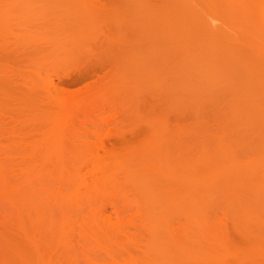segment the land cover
I'll list each match as a JSON object with an SVG mask.
<instances>
[{
    "label": "rangeland",
    "instance_id": "rangeland-1",
    "mask_svg": "<svg viewBox=\"0 0 264 264\" xmlns=\"http://www.w3.org/2000/svg\"><path fill=\"white\" fill-rule=\"evenodd\" d=\"M1 1L3 2H0L2 3L0 7L2 5L3 7L0 9L2 10L0 11V32L3 31V34L0 33V46H2L0 47V111L3 107L4 110L1 112L4 114L3 117L0 116V119L10 127L5 125L7 129L0 132V264H55L56 259L49 254V247L41 241L36 243L31 238L32 230L29 224L24 225L22 221L27 215L36 213L33 206L42 207L50 202L51 197L46 188L50 184L46 179L50 178L47 173L57 166L55 155L59 156L58 161L64 179L70 175L69 172L79 169L85 183L81 186L72 185L80 190L78 196L82 195L79 197L81 206L70 208L62 203L61 209L64 207L62 210L64 214L69 215V212L73 214L74 210L72 212L71 209H80L76 212L84 218L87 213L99 212L100 209L106 208L105 215L113 216L110 203L116 201L123 210L122 217L126 221L137 215L145 218L164 216L163 218L178 220L187 215L188 209L194 212L206 208L203 210L207 212V208L209 210L211 207V213L209 211L206 215L211 217V220L209 217L207 220L209 219L210 227L212 224V227L216 228L213 227V230H217L221 216L227 215L225 218L229 217L234 223L236 220L239 221L240 216L238 218V215H235L231 205L233 194H230L231 197L227 194L230 190L232 191L230 188H234L238 183L240 185L243 182L246 187V179L250 184L248 177L245 179L242 177V179L233 174L236 179L234 181L236 183H233V176L230 178V175L226 177L219 175L218 180L214 181L216 183L210 182L211 189L204 193L208 194L207 196L196 191V188L200 190L202 184L204 187L209 186L202 180L205 175L202 177L203 172L207 174L210 171L207 168L217 167L222 157H227L225 155H228V158L221 163L232 162L237 166H246L254 160L257 161L259 153L264 155V143L259 141L261 137L258 136L259 132L258 134L256 132V129L260 128L259 125L264 126V96L260 95L264 91V0H105L108 5L104 0ZM5 2L11 5L8 6ZM97 2L99 5L95 8ZM103 3L105 5H102ZM110 4L113 6L110 10H115L117 16L108 10ZM106 5L107 7H104ZM39 6H42L44 11ZM53 7L56 8L54 12L51 10ZM12 8L15 9L12 11L10 10ZM123 8L124 11H122ZM127 8L130 9L129 12L125 11ZM49 12L57 14L59 17L56 15L55 17L59 21L54 16L49 18ZM100 13L104 15L103 18ZM5 14L9 15L8 19ZM44 14L49 19V23L46 17L43 18ZM114 16L119 17L121 22ZM78 17L81 20L78 21ZM52 18L55 19L52 22L55 21L54 23L58 24L54 28ZM113 19L119 23H113ZM72 22L75 27L77 26L76 28L71 24ZM80 24L81 26H78ZM97 24L117 29L118 31L114 32V30L115 34L112 35V38L117 41L112 42L114 44L99 43L101 45L88 41V44H84L88 46H84V39L92 37L90 32L87 33L86 28L92 29ZM8 25L12 33L7 29ZM43 27L47 31L44 29L45 32H42ZM15 30H19L17 32L20 34L18 35ZM78 31L83 35L86 33L87 38ZM13 32L16 34L14 36L17 37V41L14 39ZM26 33L30 34V37ZM75 33L78 34L77 37ZM80 37L84 38L82 42L80 40L83 46L77 43ZM37 38L42 40L39 42ZM68 39L69 42L78 40L76 43H70L72 47L77 48H75L76 51L73 48L75 52L72 53L71 46H69L71 48L67 47L71 49V52L69 51V54L72 53L69 55L71 58L67 56L68 49L64 47L68 46L69 42H66ZM52 42H58L57 47L62 43L65 48V57L64 48L60 46L62 50L55 52L60 50V47L56 48L54 46L56 43L52 44ZM44 43L51 45L48 47ZM19 46L21 48H18ZM79 46L87 50L91 48L89 49L91 55L88 54L89 50L87 53L85 48L83 50ZM92 51L96 54L92 55ZM79 53L82 55L80 56ZM76 54L77 58H75ZM92 56L95 58H90ZM59 59L63 60L59 61ZM76 60L80 64H77ZM92 63L94 64L91 65ZM238 65L243 69H251V71L247 70V73L241 70L245 72V76L247 74V79L243 77L244 75H240ZM73 66L75 69L70 68ZM76 67L79 69V74L85 75L84 78L87 79L80 80L78 83L69 82L70 85L67 84L69 80L67 79L66 82L64 79V85L58 84L57 75H66V72H70L69 68L76 71V74L72 72L73 70L70 73L77 79ZM226 72L231 76L224 78L223 74ZM93 82L95 84L98 82L102 87ZM93 85L99 87L94 88ZM101 91H104L105 98L109 95V101L112 100L110 102L116 98L112 109L104 104L100 107V104L96 102L95 95L102 93ZM254 91L257 96L252 95ZM78 96L82 97V103L79 102L81 108L72 106L75 103L68 102L72 98L75 100V97L78 98L76 101H80ZM85 102H89V105ZM115 102L116 105H114ZM100 109L105 112L100 111V113ZM93 111L98 113H95V117L91 114L94 120L89 116ZM70 113L75 120L70 121ZM73 113L78 119L79 117L81 120L87 117L89 119L77 122ZM81 113L84 114L81 115ZM242 115H245V118ZM95 119L98 123H94ZM104 119L107 122H104ZM79 122L84 123L81 125ZM91 122L94 124L91 125ZM205 154L207 159L204 157ZM231 155L235 157L234 162ZM105 164L106 169L109 171L116 169L114 170L116 172L112 171V174L108 171L110 175L107 174V179H103L100 174L96 176L90 174L95 169L94 166L105 168ZM24 169L29 171L26 176ZM185 171L188 173L191 171L190 175L186 176ZM223 171L219 170L218 174L220 172L223 174ZM237 178L241 179L240 182ZM82 182L80 180V183ZM226 184L230 186L228 191ZM243 185L241 188L245 189ZM184 188L193 189V194L182 195V193L185 194ZM220 191L223 194L228 192L226 200L224 199L226 196ZM231 191L230 193L233 192ZM194 194L196 195L193 196ZM197 196H200L205 203L201 201L202 204H200L198 198L197 204L189 206L188 202L192 203L193 198ZM239 196L242 199L246 198V194H239ZM88 197L90 201L87 200ZM217 197L218 199L214 200ZM225 201L231 202V206ZM209 202L213 206L211 203L208 205ZM193 203H196V200ZM199 204L204 207H199ZM198 207L200 210H197ZM203 210L202 212L205 213ZM234 223L231 221L227 224L225 249L220 245L225 255L228 253L227 249L241 248L248 254L256 249H264V227L255 224L248 226L243 222L237 227ZM101 226H103L102 223ZM244 226L247 228L244 229ZM71 232V238L76 239H68L67 248L79 249L81 245L77 243L78 230L74 228ZM210 254L205 257H208L207 261L211 262L212 254L211 257ZM224 254L222 256H225ZM239 256L228 255L223 258L220 256L221 264H239ZM171 257L177 261L179 258L181 262L178 261V264L182 261V264L188 262L199 264L203 261L200 258L201 261H197L198 257H195V260L194 256L184 257L187 260L177 254ZM103 261V256L91 260L78 255H69L63 256L58 264H102ZM219 261L214 259L215 263L219 264ZM252 261H256L255 264L257 261L258 264H261L259 262L264 264V253H258ZM210 262L205 260L204 263Z\"/></svg>",
    "mask_w": 264,
    "mask_h": 264
},
{
    "label": "bare ground",
    "instance_id": "bare-ground-1",
    "mask_svg": "<svg viewBox=\"0 0 264 264\" xmlns=\"http://www.w3.org/2000/svg\"><path fill=\"white\" fill-rule=\"evenodd\" d=\"M11 1V0H10ZM39 1V0H38ZM42 1V0H41ZM40 1V2H41ZM93 1V0H92ZM91 1V2H92ZM105 1V0H104ZM109 1V0H108ZM114 1V0H113ZM118 1H120V0H118ZM128 1V0H127ZM0 2H3V1H1L0 0ZM27 2V1H26ZM37 2V1H36ZM86 2V1H85ZM90 2V3H91ZM106 2V1H105ZM122 2H124V1H122ZM126 2V1H125ZM6 3V2H5ZM14 3V2H13ZM35 3V2H34ZM39 3V2H38ZM47 3H48V1H47ZM55 3V2H54ZM87 3H88V1H87ZM86 3V4H87ZM2 3H0V5H1ZM31 4H32V2H31ZM43 4V3H42ZM53 4V3H52ZM106 4H107V2H106ZM6 5H8V3H6ZM11 5V4H10ZM10 5H8V6H10ZM13 5H15V4H13ZM12 5V6H13ZM49 5V4H48ZM56 4H54V6H55ZM93 5V4H92ZM99 5V3L97 2L96 4H95V8H96V6H98ZM102 5H105V3H103ZM108 5V4H107ZM107 5L106 6H104V7H107ZM120 5V4H119ZM122 5H123V3H122ZM4 6H5V4H4ZM8 6H6V7H8ZM37 6V5H36ZM53 6V5H52ZM51 6V7H52ZM83 6V5H82ZM87 6H88V4H87ZM90 7H91V5H89ZM121 6V5H120ZM1 7H3V5L1 6ZM0 7V9H2ZM15 8H16V5L14 6ZM18 7H21L20 5H18ZM33 7V6H32ZM35 7V6H34ZM40 8L42 7V6H39ZM80 7V6H79ZM103 7V8H104ZM113 8V6H111V4H110V6H108V10H110V8ZM117 7V6H116ZM123 7H125L126 8V6H125V4L123 5ZM15 8H12V9H10V10H14ZM39 8V9H40ZM80 8H82V7H80ZM118 8V7H117ZM5 10H6V8H4ZM94 9V8H93ZM119 9V8H118ZM25 10V9H24ZM41 10H43L44 11V9L43 8H41ZM52 10V12H54V10H56V8L55 7H53V9H51ZM73 10V9H72ZM97 10V9H96ZM122 10V9H121ZM128 10H130V9H128L127 8V10H125V11H127V12H129ZM1 12H2V10H0ZM12 11H9V12H11L12 13ZM45 11H47V9H45ZM84 11V10H83ZM87 11H88V9H87ZM95 11V10H94ZM98 11V10H97ZM107 11V10H106ZM110 11H112V10H110ZM122 11H124V8H123V10ZM23 12V11H22ZM42 12V11H41ZM52 12H49V14H48V17L49 16H54L55 17V15L57 16V14H53ZM113 12V14H115L116 16H117V14L115 13V10L114 11H112ZM126 12V13H127ZM133 12V11H132ZM30 13V12H29ZM38 13H39V11H38ZM45 13V12H44ZM50 13H52V15H50ZM57 13V12H56ZM79 13V12H78ZM90 13H91V11H90ZM94 13H97V12H94ZM123 13H125V12H123ZM9 14V13H8ZM31 14V13H30ZM29 14V15H30ZM42 14H43V12H42ZM41 14V16H43ZM101 14V13H100ZM3 15V14H2ZM38 15H40V14H38ZM92 15V14H91ZM118 15H120V14H118ZM122 15V14H121ZM128 15V14H127ZM5 16H6V18L8 17L9 18V15H6L5 14ZM32 16H34V15H32ZM65 16V15H64ZM83 16H84V14H83ZM82 16V17H83ZM87 16V15H86ZM90 15L88 14V17H89ZM102 16H104V15H102L101 14V17ZM116 16H114V17H116ZM126 16V15H125ZM45 14H44V19H45ZM57 17H59V16H57ZM72 17V16H71ZM79 17H81V16H79ZM78 17V18H79ZM97 17V16H96ZM130 17V16H129ZM1 18H3V17H1ZM7 18V19H8ZM43 18H42V22H43ZM50 18V17H49ZM68 18V17H67ZM103 18V17H102ZM116 18H119V17H116ZM32 19V18H31ZM46 19H47V17H46ZM55 19H56V17H55ZM55 19H51V22H52V20H55ZM59 19V18H58ZM74 19V21H76L75 20V18H73ZM86 19V18H85ZM107 19V18H106ZM105 19V20H106ZM120 19V18H119ZM118 19V20H119ZM57 20V19H56ZM62 20H63V18H62ZM61 20V21H62ZM69 20V19H68ZM72 20V19H71ZM79 20H81L80 18L78 19V21ZM83 20H84V18H83ZM92 20V19H91ZM101 20V19H100ZM109 20V19H108ZM34 21V20H33ZM57 21H59V20H57ZM94 21H96V20H94ZM110 21L112 22V20L110 19ZM37 22V21H36ZM41 22V23H42ZM55 21H53L52 23H54ZM81 22V21H80ZM79 22V23H80ZM98 22V21H97ZM96 22V23H97ZM114 22H117V20H115V19H113V23ZM119 22H121V19L119 20ZM119 22H117V23H119ZM11 23H12V21H11ZM14 23H16V22H14ZM40 23V22H39ZM45 23V22H44ZM47 23H49V19H47ZM47 23H46V25H47ZM57 23V22H56ZM66 23V22H65ZM68 23H69V21H68ZM76 23L78 24V22L76 21ZM2 24V23H1ZM8 24H10V22H8ZM17 24V23H16ZM15 24V25H16ZM21 24V23H20ZM24 24V23H23ZM71 24H73V22L71 23ZM76 24V25H77ZM109 24V23H108ZM11 25V24H10ZM39 25V24H38ZM55 25H58V24H53V26L52 25H49V26H52L53 28L55 27ZM70 25V24H69ZM74 25V24H73ZM83 25V24H82ZM84 25H86V26H88L87 24H84ZM104 25H106V24H104ZM117 25V24H116ZM121 25V24H120ZM123 25V24H122ZM1 26V25H0ZM17 26V25H16ZM19 26V25H18ZM22 27H23V25H21ZM20 26V27H21ZM25 26V25H24ZM39 26H41V25H39ZM78 26H81V24L80 25H78ZM107 26V25H106ZM115 26V25H114ZM21 27V28H22ZM36 27H37V25H36ZM74 27H75V25H74ZM77 27V26H76ZM75 27V28H76ZM85 27V26H84ZM110 27V28H109ZM7 28V27H6ZM14 28V27H13ZM24 28H26V26L24 27ZM47 28V27H46ZM60 28V27H59ZM69 28V27H68ZM72 28V27H71ZM4 29V28H3ZM7 29H9V25H8V28ZM14 29H16V27L14 28ZM32 29V28H31ZM38 29V28H37ZM41 29V28H40ZM43 29V31L42 32H45L44 31V29H45V27H43L42 28ZM41 29V30H42ZM50 29H52V28H50ZM58 29V28H57ZM81 29V28H80ZM86 29H88V30H86V31H88L87 33H89L90 32V36H92V37H89V39L91 38V40H89V39H84V38H82V37H80V39H78L79 40V42H80V40H81V42L83 41V39H84V41H83V45L84 44H86L88 41L90 42V41H92V43H94V44H98V45H101V44H103L104 42H114V41H117V40H114L113 38H112V35L113 34H115L114 32H117L118 30L117 29H113V28H111V26H107V27H104V26H101V25H99V24H97L96 26H94L92 29H89L88 27L86 28ZM1 30H2V27H1ZM9 30H11V33H12V29H9ZM22 30V29H21ZM41 30H40V32H41ZM46 30V29H45ZM73 30H75V29H73ZM115 30V31H114ZM6 31V30H5ZM17 31H19V30H17ZM16 30H15V32H17ZM29 31V30H28ZM27 31V32H28ZM47 31V30H46ZM52 31V30H51ZM81 31V30H80ZM114 31V32H113ZM15 32H13V36L14 35H16V34H14ZM26 32V31H25ZM39 31H38V33H40ZM48 32H49V30H48ZM55 32V31H54ZM54 32H52V33H54ZM57 32H59V31H57ZM79 32V31H78ZM82 32V31H81ZM81 32H79V33H81ZM83 32H85V30L83 31ZM0 33H2L3 34V31L2 32H0ZM6 33V32H5ZM1 34V35H2ZM17 34H18V32H17ZM20 34V33H19ZM18 34V35H19ZM22 34H25V33H23L22 32ZM21 34V35H22ZM26 34H28V33H26ZM44 34V33H43ZM47 33H45V35H46ZM49 34V33H48ZM65 34V33H64ZM68 34V33H67ZM66 34V35H67ZM72 34H73V32H72ZM72 34H71V36H72ZM86 33H84V35H83V33H81V35H83V36H85V38H87V36L85 35ZM17 35V36H18ZM29 35V37H30V34H28ZM76 35H78V34H76L75 33V36ZM81 35H79V36H81ZM89 35V34H88ZM117 35V34H116ZM118 35H119V33H118ZM24 36V35H23ZM27 36V35H26ZM55 36H57L56 34H55ZM15 37V36H14ZM13 37V38H14ZM41 37V36H40ZM73 37V36H72ZM77 37V36H76ZM117 37V36H116ZM1 38V37H0ZM12 38V39H13ZM16 38L17 37H15L14 39L16 40ZM43 38V37H42ZM46 38V37H45ZM54 38V37H53ZM67 38V37H66ZM127 38V37H126ZM19 39V38H18ZM48 40H49V38H47ZM46 39V40H47ZM59 39V38H58ZM71 39H73V38H71ZM77 39V38H76ZM27 40V39H26ZM33 40V39H32ZM37 40H39V42H40V40H42V39H38L37 38ZM75 40V39H74ZM74 40H72L71 42L72 43H74L75 41ZM77 40V41H78ZM85 40H87L86 42H85ZM113 40V41H112ZM1 41V40H0ZM17 41V40H16ZM55 41V40H54ZM59 41V40H58ZM70 40L68 39L66 42L68 43ZM76 41V42H77ZM18 42H19V40H18ZM35 42V41H34ZM43 42V41H42ZM46 42V41H45ZM62 42V41H61ZM65 42V41H64ZM71 42H69V44H68V46H64V47H66V49H68V50H66V53H67V51H68V54H67V56H69V55H72V53L73 52H75L76 50H75V48L74 47H72L73 45H70V43ZM75 42V43H76ZM77 42L80 46L82 45V43L80 42ZM88 42V43H89ZM4 43H6V42H4ZM50 43H51V40H50ZM49 43V46L51 45ZM56 42H52V44H55ZM58 43V42H57ZM57 43H56V45H54L56 48H58L59 49V47L61 46L62 48H64L63 47V45H62V43H61V45L59 46V44H58V46L59 47H57ZM87 43V44H88ZM92 43H90V44H92ZM99 43H101V44H99ZM119 43V42H118ZM17 44H19V43H17ZM24 44V43H23ZM26 44H27V42H26ZM25 44V45H26ZM30 44V43H29ZM41 44H43V43H41ZM44 44H46V43H44ZM105 44V43H104ZM107 44V43H106ZM112 44H114V43H112ZM33 45V44H32ZM47 45V44H46ZM64 45H65V43H64ZM67 45V44H66ZM82 45V46H83ZM118 45V44H117ZM27 46H28V44H27ZM48 46V45H47ZM48 46V47H49ZM53 46V48L55 49V47ZM69 46H71V47H69ZM75 46V45H74ZM76 46H77V44H76ZM79 46V47H80ZM84 46H88V45H84ZM93 46V45H92ZM95 46V45H94ZM119 46V45H118ZM0 47H2V46H0ZM25 47V46H24ZM35 47V46H34ZM38 47V46H37ZM43 47V46H42ZM52 47V46H51ZM61 47H60V50H56L55 52H60L62 49H61ZM67 47H69V48H71L72 49V53H70L69 54V51L71 50V49H69V48H67ZM89 47H91V46H89ZM95 47H97V46H95ZM18 48H21L20 46L18 47ZM44 48V47H43ZM73 48H74V50L75 51H73ZM81 48V47H80ZM83 48V47H82ZM81 48V49H82ZM85 48V47H84ZM84 48H83V50H84ZM5 49H6V47H5ZM24 49V48H23ZM77 49V48H76ZM86 50H87V48H85ZM89 49H91V48H88V50ZM2 50V49H1ZM34 50H35V48H34ZM38 50H40V49H38ZM37 50V51H38ZM50 50H52L51 48H50ZM86 50H85V52H86ZM88 50H87V53H88ZM93 50V49H92ZM6 51V50H5ZM24 51V50H23ZM43 51V50H42ZM79 51V50H78ZM81 51V50H80ZM20 52H21V50H20ZM19 52V53H20ZM46 51H44V53H45ZM48 52V51H47ZM71 52V51H70ZM85 52H82V53H85ZM3 53V52H2ZM50 53V52H49ZM54 53V52H53ZM66 53H65V48H64V54L61 52V54H62V56L64 55V57L66 56ZM78 53V52H77ZM82 53H79L80 54V56L82 55ZM102 53V52H101ZM8 54V53H7ZM17 54V53H16ZM24 54H26V52L24 53ZM23 54V55H24ZM56 54V53H55ZM55 54H53L54 56H55ZM58 54V53H57ZM89 55H91V50H89V53H88ZM94 54H96L95 53V51H92V55H94ZM3 55H5V56H7L5 53H3ZM9 55V54H8ZM18 55V54H17ZM40 55V54H39ZM43 55V54H42ZM42 55H40V56H42ZM49 55V54H48ZM47 55V56H48ZM73 55H75V54H73ZM84 55V54H83ZM99 55H100V53H99ZM103 55V54H102ZM45 56V55H44ZM61 56V57H62ZM87 56V55H86ZM104 56H105V54H104ZM52 57V56H51ZM56 57H57V55H56ZM64 57H62V58H64ZM70 57V56H69ZM73 57V56H72ZM83 57V56H82ZM88 57V56H87ZM93 57L94 56H92V57H90V58H92L93 59ZM97 57V56H96ZM101 57V56H100ZM9 58V57H8ZM7 58V59H8ZM20 58V57H19ZM43 58V57H42ZM60 58V57H59ZM68 58V57H67ZM71 58V57H70ZM74 58V57H73ZM75 58H77V54H76V57ZM95 58V57H94ZM21 59V58H20ZM23 59V58H22ZM47 59V58H46ZM49 59V58H48ZM53 59H55V58H53ZM85 59V58H84ZM87 59H89V57L87 58ZM101 59V58H100ZM104 59V58H103ZM52 60V59H51ZM61 60H63V59H61ZM60 59H59V61H61ZM106 60V59H105ZM58 61V60H57ZM58 61V62H59ZM65 61V60H64ZM71 61H73V60H71ZM80 61V60H79ZM83 62H84V60H82ZM95 61V60H94ZM97 61V60H96ZM81 62V61H80ZM90 62H92V61H90ZM98 62V61H97ZM102 62V61H101ZM105 62H107V61H105ZM105 62H104V64H105ZM65 63H66V61H65ZM75 63V62H74ZM76 63H77V60H76ZM82 63V62H81ZM89 63V62H88ZM95 63V62H94ZM94 63H92L91 65H93ZM68 64H69V62H68ZM77 64H80V63H77ZM87 64V63H86ZM85 64V65H86ZM101 64V63H100ZM7 65V64H6ZM96 65H97V63H96ZM102 66H103V64H101ZM100 65V66H101ZM107 65V64H106ZM9 66V65H8ZM72 66V65H71ZM77 66V65H76ZM84 66V65H83ZM90 66V65H89ZM95 66V65H94ZM11 67V66H10ZM67 67H69L68 65H67ZM78 67V66H77ZM76 67V68H77ZM238 67H239V72L241 73L240 75H244L243 77H245L246 78V76H247V74H246V76H245V72L243 73L241 70L243 69L242 68V66H240V65H238ZM70 68H74V66L73 67H70ZM69 68V70H70V72L72 71V72H75V74H76V71H74V69H70ZM89 68V67H88ZM87 69V68H86ZM90 69V68H89ZM101 69H103V67L101 68ZM5 70V69H4ZM69 70H67V71H69ZM77 71L79 70L78 68L76 69ZM83 70V69H82ZM244 71H246V73H247V70L249 71H251V69H247V68H245V69H243ZM88 71V70H87ZM6 72V71H5ZM66 72V71H65ZM67 73L66 72V75H57V78H58V80L57 81H59L58 82V84L60 83L61 85L63 84V82H65V80L64 79H66V82H67V79L69 80L68 82H67V84L69 83V82H71L72 83V81H74V82H77L78 83V81H80V80H84V79H87V78H84L85 77V75H81V74H79V71L77 72V79H75V78H73L75 75L74 74H71V73ZM80 72H81V70H80ZM100 72V71H99ZM84 72L82 71V74H83ZM89 73V72H88ZM93 73V72H92ZM101 73H102V71H101ZM106 73V72H105ZM243 73V74H242ZM64 74V73H63ZM79 74V75H78ZM116 74V73H115ZM90 75V74H89ZM224 75V78H226V77H229V76H231V75H229V73H227L226 72V74L224 73L223 74ZM228 75V76H227ZM93 76H94V74H93ZM106 76V75H105ZM101 77L103 78V76L101 75ZM107 77V76H106ZM94 79V78H93ZM97 79H99L98 78V76H97ZM247 79V78H246ZM91 80V79H90ZM100 80V79H99ZM103 80V79H102ZM101 80V81H102ZM108 81H109V79H107ZM90 82H92V80L90 81ZM105 82V81H104ZM52 83V82H51ZM80 83V82H79ZM101 83H103V81L101 82ZM106 83V82H105ZM90 84H92V83H90ZM93 84H95L94 82H93ZM55 85H57V84H55ZM64 85V84H63ZM68 85H70V84H68ZM73 85V84H72ZM95 85H99V83L97 82ZM95 85H93V87L95 88L96 86ZM102 85V84H101ZM104 85H106V84H104ZM112 85V84H111ZM115 85V84H114ZM263 85V84H262ZM54 86V85H53ZM58 86V85H57ZM57 86H55V88L57 87ZM92 86V85H91ZM100 86V85H99ZM99 86H97L96 88H98ZM90 87V86H89ZM100 87H102V86H100ZM105 88H107L106 86H104ZM94 88H92V89H94ZM105 88H103V89H105ZM256 88V87H255ZM58 89V88H57ZM102 89V88H101ZM89 90V89H88ZM95 90V89H94ZM93 90V91H94ZM86 91V90H85ZM92 91V90H91ZM99 91V90H98ZM87 92V91H86ZM102 93H97L95 96V99H96V102L98 103V104H100L99 106L101 107V105H103L104 104V106L106 105L108 108H113V102H114V100L116 99L115 98V96H116V94H115V96H114V98L115 99H113V102H110V101H112V100H110L109 101V95L107 96V98H105V94H104V91H101ZM263 93H259L261 96H264V91H262ZM92 93V92H91ZM106 93H107V91H106ZM94 94V93H93ZM108 94H110L109 92H108ZM82 95V94H81ZM110 95H112V94H110ZM113 95H114V93H113ZM253 96H257V94H256V92L254 91L253 92V94H252ZM88 95H86V97H87ZM79 97V96H78ZM85 97V98H86ZM89 97V96H88ZM91 97H93V95H91ZM80 98V101H76V99L78 100V98L77 97H75L74 99L75 100H73V98L71 99V100H69L68 102H71V104L73 103H75L74 105H72V106H80L79 108H81V105H80V103L79 102H81V99H82V97H79ZM1 99V98H0ZM84 99V98H83ZM112 99V98H111ZM120 99V98H119ZM91 100V99H90ZM89 100V101H90ZM72 101H74V102H72ZM85 101V100H84ZM87 101H88V99H87ZM3 103H5V102H3ZM2 103V104H3ZM7 103V102H6ZM77 103V104H76ZM78 103H79V105H78ZM82 103V102H81ZM86 103V102H85ZM89 103V102H88ZM88 103H86V105H89ZM91 103H92V100H91ZM71 104L69 103V105L71 106ZM8 106V104H5V106ZM67 105H68V103H67ZM114 105H116V102L114 103ZM71 106V107H72ZM83 106H85V105H83ZM92 107H93V104L91 105ZM90 106V107H91ZM103 106V107H104ZM2 107V106H1ZM77 107H75V108H77ZM89 107V106H88ZM89 107V108H90ZM91 107V108H92ZM98 107V106H97ZM99 107V108H100ZM103 107H102V109H103ZM117 107V106H116ZM6 108V107H5ZM68 108H70V107H68ZM94 109H95V107H93ZM115 108V107H114ZM2 110L1 111H3L4 110V108L2 107L1 108ZM10 109V108H9ZM78 109V108H77ZM88 109V108H87ZM102 109H100L99 110V112L100 111H102L103 113L105 112V111H103ZM107 109V108H106ZM106 109H104V110H106ZM71 110V109H70ZM83 110V109H82ZM91 110V109H90ZM97 109H95V111H96ZM114 110V109H113ZM0 111V116L1 117H3V112H1ZM10 110H8V112H9ZM68 111H69V109H68ZM75 111V110H74ZM79 112H80V110H78ZM87 111V110H86ZM89 111V110H88ZM95 111H93L94 112V114H93V112L92 113H90V117L92 118V116H91V114L92 115H94V117H95ZM108 111V110H107ZM72 112H73V110H72ZM71 112V113H72ZM98 112V111H97ZM10 113V112H9ZM9 113H7L6 114V112H5V114L6 115H9ZM67 113V112H66ZM69 113V112H68ZM70 113V114H71ZM101 113V112H100ZM74 114V113H73ZM77 114V113H76ZM82 114H84V113H81V115ZM96 114H98V113H96ZM69 115V114H68ZM74 116H75V114H74ZM79 116H80V114H79ZM85 116V115H84ZM83 116V117H84ZM239 116H241V115H239ZM4 117H6V116H4ZM11 117V116H10ZM242 117H244L245 118V115H242ZM69 118V117H68ZM75 118H76V116H75ZM88 119H89V117H87ZM87 118H85L86 119V121H88L87 120ZM72 119H74L73 117H72V114H71V119H70V121L72 120ZM85 119H83V120H85ZM93 119V118H92ZM68 120V119H67ZM75 120V119H74ZM76 120H77V122H78V120H81L80 119V117H79V119L78 118H76ZM83 120H81V122L83 121ZM91 120V119H90ZM94 120V119H93ZM245 120V119H244ZM101 121V120H100ZM104 122H107V120L105 121V119L103 120ZM102 121V122H103ZM67 122V121H66ZM69 122V121H68ZM93 122V121H92ZM91 122V123H92ZM95 122H97L96 121V119H95V121H94V123ZM18 123V122H17ZM73 123H75V122H73ZM80 123V122H79ZM84 123V122H83ZM82 123V124H83ZM94 123H92L91 125H93ZM98 123V122H97ZM11 124V123H10ZM12 124H14V123H12ZM70 124V123H69ZM68 124V125H69ZM71 124H72V122H71ZM70 124V125H71ZM81 124V123H80ZM80 124H79V126H80ZM81 124V125H82ZM85 124H87V123H85ZM90 124V123H89ZM102 124V123H101ZM5 125H7V123L5 124L4 123V121L3 120H1L0 119V132L1 131H4V130H6L7 128H5ZM69 125V126H70ZM88 125V124H87ZM8 126V125H7ZM72 126H73V124H72ZM84 126V125H83ZM260 126V128H258V129H256V132H257V134H258V132H259V134H258V136H260L261 137V139L259 140V141H261L262 143H264V126H261V125H259ZM8 127H10V126H8ZM12 128V127H11ZM11 128H8V129H11ZM223 145V144H222ZM57 146V145H56ZM224 147V146H223ZM208 154V153H207ZM58 155V154H57ZM224 155V154H223ZM202 156V155H201ZM211 156V155H210ZM220 156V155H219ZM225 156H227L226 158H228V155H225ZM232 156V159H233V162H234V159H235V157L233 156V155H231ZM230 156V157H231ZM59 156H54V159H56L57 160V166H55V168L52 170V171H47L48 173H47V175L49 174V176H50V178L49 179H46V180H48L49 181V184H50V186H48L47 185V193H48V195H50V202L48 203V204H45V205H42V207H40V206H33V208L35 209V211H36V213H34L33 215L31 214V215H27L25 218H23V224L24 225H27V224H29V227L31 228V230H32V233H31V238L37 243V242H39L40 243V241L42 242V243H44L45 244V246H47V247H49L48 248V252H49V254L53 257V258H55L56 259V261H54L55 262V264H58L59 263V261H61L62 259H63V256H69V255H72V256H74V255H78V256H81L82 258H86V259H91V260H93L94 258H99V257H101V256H103L104 257V261H103V263L102 264H178L177 262L178 261H180L179 260V258H178V261L177 260H175V259H172V255H180L181 257H193L194 256V259H195V257H198L197 258V261H201V260H203L201 263L202 264H206V263H204L205 262V260H206V262H210V261H207V259H208V257L206 258L205 256L207 255V254H209V253H211L212 254V260H213V262H214V259L215 260H217V261H219V259H220V263L219 264H221L222 263V259H221V257L223 258V257H225V256H228V255H230V256H232V257H235V255H237V256H239V258H238V260H240V263L239 264H241V263H244V264H252V262L255 264V262L254 261H252L253 260V257H256L257 255H258V253H264V249H262V250H255V251H253V252H251V253H247L245 250H243V249H241V248H235V249H232V250H230V249H227V252L228 253H226V255L224 254V250L223 249H221V246H222V248H224L225 249V241H224V239L226 240V233H227V230H228V223L229 222H231L232 221V223H234V221L233 220H231L230 221V219H229V217H228V219L227 218H225V216H227V215H224L223 217L221 216V218H219V226H218V228H217V230H213V227H212V224H211V227H210V222L208 221L211 217L210 216H207L206 214H209V211L212 209V207L211 206H208V207H211V209H209L208 210V208H207V212L206 211H204V210H206V208L203 210L202 208H201V210H200V208L199 207H204V206H202V205H200V204H202L201 203V201L203 202V199L201 200V197L199 196H197V197H195V198H193V200H192V203H190V201L189 200H186V201H189L188 202V204H189V206H190V204L192 205V204H197L198 202H197V200H199V207L197 208V210L199 209L200 211H194V212H192V211H190V209H188V211L186 212L187 213V215L184 217V218H181V219H178V220H175V219H171V218H163L164 216H162V218H154V217H152L151 216V218H145V217H142V216H135V217H133V218H131V219H129V220H124V218L122 217V215L124 214V212H123V210L121 209V207H120V205L116 202V201H113V202H111L110 203V206L113 208V216L112 215H105L106 214V208H102V209H100L99 210V212H90L89 214L87 213V216H85L84 218H81L82 216H79V214H78V212H76V211H78V210H80V209H78V210H76V209H71L70 211H72L73 212V210H74V212H73V214H70V212H69V215H67V213L66 214H64L63 212H62V210L64 209V207H63V209H61L62 208V206H61V204L63 203V205H64V203L65 204H67V206L68 207H70V208H79L81 205V203H79V197L81 196L82 197V195H79L78 196V191L80 192V190H78V188H74V187H72V185L74 186V185H79V186H81V185H83V184H85L84 183V179H82L83 177L81 176V171L79 170V169H76V170H74L73 172H69V174L70 175H68L65 179L63 178V176H62V171H61V167H60V164H59V161H58V158ZM204 157H205V159H207L206 158V154L204 155ZM229 157V158H230ZM234 157V158H233ZM258 160L257 161H253V162H251V163H249V164H247L246 166H237L235 163H229V164H226L225 163V161L224 162H222L221 163V161H223V160H225L226 158H224V157H222V160L221 161H219V163H217L218 165H217V167L216 166H213V167H216V169H214V170H212L213 169V167L212 168H207V169H209V170H204L205 172H207V171H209V172H207V174L206 173H204L203 172V174H202V177H203V175H204V179L202 178V180L203 181H205V183H208L209 184V186H205L204 187V184H202V187H201V189L199 190L198 188H196V191H200V193L201 194H204L205 192H208L207 190H210L211 188H210V185H212L210 182H214V181H217L218 180V177H219V175H223V177L225 176H228V175H230V178H231V176H233V174H236L235 176H239V177H243L244 179L246 178V177H248V179L250 180V184L249 183H247V182H249L247 179L245 180V181H247L246 182V187L243 185V182L240 184V185H236V186H238V187H236L235 186V184H233V186H235L234 188L232 187V188H230V189H232V191L229 189V187L230 186H228V184H226L228 187H227V191L228 190H230L232 193H230V191H229V194H227L228 192H226L225 194H223L221 191V193L223 194V195H225L226 196V194L228 195V197L230 196V194H233V195H231L232 196V204H231V202L230 203H228V201H225L226 203H228L229 205L231 204L232 205V209H233V212L234 213H236L235 215H238V218H239V216H240V218H239V221H237L236 220V225H237V227H239L240 226V223L241 222H243V223H245V224H247L248 226H250V225H252V224H255V225H259V227H264V155H261L260 153L258 154ZM210 158V157H209ZM208 158V159H209ZM220 158V157H219ZM218 159V158H217ZM231 159V160H232ZM101 161V160H100ZM107 161V160H106ZM210 161H212V158H210ZM218 161V160H217ZM236 161V160H235ZM94 163V162H93ZM98 163V162H97ZM100 163H102V162H100ZM104 163V162H103ZM106 163V162H105ZM216 163V162H215ZM224 163V164H223ZM220 164H222V165H220ZM95 165H96V163H95ZM106 165V164H105ZM212 165H214V164H212ZM219 165H220V167H219ZM224 166V167H223ZM92 167V166H91ZM106 167H107V165L105 166V168L103 167V166H94V170H92L91 171V169L89 170V172H90V174L92 175V176H94V174H95V176H96V174H100L102 177H103V179H107V174L111 171V173H112V171L114 172V170H116V169H114V170H108V169H106ZM108 167H109V165H108ZM111 168V167H110ZM115 168H116V166H115ZM218 168V169H217ZM93 169V168H92ZM118 169V168H117ZM154 169V168H153ZM189 169V168H188ZM187 169V170H188ZM205 169V168H204ZM51 170V169H50ZM194 170V169H193ZM219 170L221 171H223L222 173L223 174H221V172H220V174H218L219 173ZM109 171V172H108ZM152 171V170H151ZM154 171V170H153ZM192 171V170H191ZM190 171V172H191ZM23 172H24V175L26 176L27 174H28V170H26V169H24L23 170ZM116 172V171H115ZM114 172V173H115ZM171 172V171H170ZM190 172L188 173L187 171H185V175L186 176H189L190 175ZM43 173H44V171H43ZM154 173H155V171H154ZM175 173V172H174ZM66 174V173H65ZM68 174V173H67ZM66 174V175H67ZM113 174V173H112ZM111 174V175H112ZM193 174H194V172H193ZM200 174V175H201ZM227 174V175H226ZM108 175H110V173L108 174ZM171 175H173V173H171ZM43 176H44V174H43ZM48 176V177H49ZM98 176V175H97ZM114 176V175H113ZM112 176V177H113ZM237 176V177H238ZM116 177V176H115ZM173 177V176H172ZM199 177H201V176H199ZM234 177V176H233ZM45 178V177H44ZM109 178H111L110 176H109ZM114 178V177H113ZM184 178H186V177H184ZM189 178V177H188ZM220 178H221V176H220ZM229 178V177H228ZM242 178V179H243ZM102 179V178H101ZM103 179H102V181H103ZM116 179V178H115ZM201 179V178H200ZM234 180H233V183H236V182H234V181H236V179H235V177L233 178ZM80 180L81 181H83L82 183H80ZM189 180V179H188ZM237 180H238V178H237ZM240 180L241 179H239L238 181L240 182ZM68 181H70V182H68ZM107 181H109V180H107ZM237 181V182H238ZM244 181V180H243ZM86 182V181H85ZM113 182V181H112ZM115 182V181H114ZM185 182V181H184ZM198 182V181H197ZM46 183V182H45ZM80 183V184H79ZM109 183H110V181H109ZM203 183V182H202ZM214 183H216V182H214ZM227 183H230L231 184V182H227ZM103 184V183H102ZM105 184V183H104ZM198 184V183H197ZM200 184V183H199ZM229 184V185H230ZM245 184V183H244ZM44 185H46V184H44ZM185 185V184H184ZM215 185V184H214ZM241 185H243L244 187H245V189L244 188H241L242 186ZM188 186V185H187ZM199 186V185H198ZM216 186V185H215ZM218 186V185H217ZM183 187V186H182ZM185 187V186H184ZM200 187V186H199ZM220 187V186H219ZM226 187V186H225ZM74 188V189H73ZM95 188H97V186H95ZM194 188V187H193ZM180 189H181V187H180ZM244 189V190H243ZM89 190V189H88ZM92 190H93V187H92ZM97 190H99V189H97ZM224 190V189H223ZM225 190H226V188H225ZM224 190V191H225ZM90 191V190H89ZM185 191V192H184ZM184 191H182V192H184L185 194H183L182 193V195H185V196H188L189 194H193V192H194V190L193 189H191V188H189V189H185L184 188ZM195 191V192H196ZM242 191V193H240ZM86 192V191H85ZM94 192V191H93ZM244 192V193H243ZM90 193H92V192H90ZM199 193V194H200ZM212 193V192H211ZM214 193V192H213ZM80 194V193H79ZM89 194V193H88ZM200 194V195H201ZM206 194V193H205ZM204 194V195H205ZM215 194V193H214ZM214 194H212V195H214ZM239 194L241 195V194H246V198H240V196H239ZM91 195V194H90ZM196 194H194L193 196H195ZM204 195H202L203 197L202 198H204ZM208 195V194H207ZM207 195H205V196H207ZM210 195V194H209ZM218 195V194H217ZM222 195V196H223ZM92 196V195H91ZM192 196V195H191ZM230 196V197H231ZM86 197H87V194H86ZM227 196L226 197H224V199L226 198H228ZM242 197H244V195L242 196ZM83 198H84V200H85V197L83 196ZM83 198H81V199H83ZM190 197H188V199H189ZM199 198V199H198ZM206 198V197H205ZM212 198V197H211ZM210 198V199H211ZM80 199V200H81ZM192 199V198H191ZM196 200V203H193V201H195ZM216 199H218V197L217 198H215L214 200H216ZM221 199V198H220ZM225 199V200H226ZM230 199V198H229ZM242 199V200H241ZM88 201H90L89 200V197H88V199H87ZM206 199H204V201H205ZM211 201V200H210ZM83 202V201H82ZM208 202V201H207ZM90 203V202H89ZM203 203H205V202H203ZM210 203L211 202H209L208 203V205H210ZM215 203V202H214ZM87 205V204H86ZM207 205V204H206ZM211 205H212V203H211ZM230 205V206H231ZM85 206V205H84ZM84 206H82V209H83V207ZM213 206V205H212ZM187 207V206H186ZM193 207V206H192ZM188 208V207H187ZM196 208V207H195ZM81 209V210H82ZM25 210V209H24ZM84 210V209H83ZM82 210V211H83ZM86 210V209H85ZM192 210H193V208H192ZM194 210H196V209H194ZM202 210L205 212V213H203L202 212ZM81 211V213H83ZM236 211V212H235ZM75 212L77 213V214H75ZM80 212V211H79ZM210 213H211V211H210ZM71 215V216H70ZM212 215V214H211ZM234 215V216H235ZM161 217V216H160ZM209 217V219L207 220V218ZM212 218H213V216H212ZM237 218V217H236ZM211 220V219H210ZM228 222V223H227ZM101 223L103 224V226H101ZM234 223V224H235ZM243 227V226H242ZM77 229L78 230V234H77V236H78V238H77V243H79L81 246H80V248L79 249H77V248H74V249H72V250H70L69 248H67V241H68V239H70L72 236V230L73 229ZM247 228V226H244V229H246ZM69 229H71L70 231H69ZM214 229H216L215 227H214ZM215 231V232H214ZM217 231V232H216ZM72 240H75L76 238H71ZM220 241H222V242H220ZM38 243V244H39ZM220 243V244H219ZM222 243V244H221ZM221 245V246H220ZM224 246V247H223ZM230 250V251H229ZM229 252H231V253H229ZM211 254H210V257H211ZM222 254H224L225 256H222ZM228 254V255H227ZM232 254V255H231ZM248 256H247V255ZM257 254V255H256ZM249 255L251 256V257H249ZM256 255V256H255ZM221 256V257H220ZM245 256H246V258L248 257L249 259L247 260L246 258H245ZM178 257V256H177ZM177 257H176V259H177ZM241 257V258H240ZM184 258V260H187V259H185ZM201 260H200V259ZM244 258V259H243ZM210 258H209V260H211ZM242 259V260H241ZM252 259V260H251ZM190 260V259H189ZM188 260V261H189ZM196 260V259H195ZM212 260H211V262H212ZM247 261V262H245V261ZM252 261V262H250V261ZM194 261V260H193ZM181 262V261H180ZM195 262V261H194ZM209 263V264H212V263ZM250 262V263H249ZM182 263H183V261H182ZM181 263V264H182ZM189 264H190V262H188ZM188 263H186V264H188ZM192 263V262H191ZM200 262H199V264H201ZM217 263V262H216ZM215 262L213 263V264H216ZM259 263H261L262 264V262H259ZM193 264H195V263H193ZM218 264V263H217ZM257 264H258V261H257Z\"/></svg>",
    "mask_w": 264,
    "mask_h": 264
}]
</instances>
